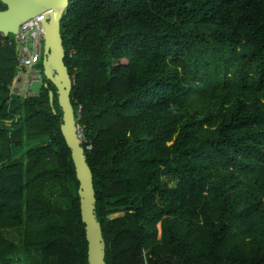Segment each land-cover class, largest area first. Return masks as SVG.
<instances>
[{
  "label": "trees",
  "instance_id": "obj_1",
  "mask_svg": "<svg viewBox=\"0 0 264 264\" xmlns=\"http://www.w3.org/2000/svg\"><path fill=\"white\" fill-rule=\"evenodd\" d=\"M61 32L107 264H264V0H71ZM8 39L0 264H89L57 88L12 93Z\"/></svg>",
  "mask_w": 264,
  "mask_h": 264
},
{
  "label": "water",
  "instance_id": "obj_2",
  "mask_svg": "<svg viewBox=\"0 0 264 264\" xmlns=\"http://www.w3.org/2000/svg\"><path fill=\"white\" fill-rule=\"evenodd\" d=\"M10 8L0 11V33L5 36L16 34L23 21L46 12L45 51L43 57L44 74L57 88L58 102L63 111L62 133L72 151V159L80 181L79 195L82 220L86 225L89 264H107L106 241L102 224L98 219L97 197L94 175L88 163L79 122L71 99L74 80L65 63L66 50L61 32V21L71 0H4ZM55 93L50 90V103L54 113Z\"/></svg>",
  "mask_w": 264,
  "mask_h": 264
},
{
  "label": "built area",
  "instance_id": "obj_3",
  "mask_svg": "<svg viewBox=\"0 0 264 264\" xmlns=\"http://www.w3.org/2000/svg\"><path fill=\"white\" fill-rule=\"evenodd\" d=\"M46 18V12L33 16L21 23L18 33L8 36V43L10 45H16L18 52L16 66L17 74L11 85L12 93L28 96L17 90V88L23 89L22 81L24 73H30L31 83L34 81H40V79L43 78L41 62L43 61L45 51ZM73 54L74 50L71 51V56ZM79 127L80 135L82 137V128L81 126Z\"/></svg>",
  "mask_w": 264,
  "mask_h": 264
},
{
  "label": "rangeland",
  "instance_id": "obj_4",
  "mask_svg": "<svg viewBox=\"0 0 264 264\" xmlns=\"http://www.w3.org/2000/svg\"><path fill=\"white\" fill-rule=\"evenodd\" d=\"M23 76H24L23 81H22L23 89L17 88V90L20 91L22 94H25V95L37 94L42 87V84H43L42 79L43 78H41L40 81H34L33 83H31V76H30L29 72L24 73ZM8 122H10V121H8ZM22 160H23V155H18L13 160V163H16V162H19ZM165 180L168 181L170 183V186H172V187L177 186V184L179 182L178 178H168L167 177V178H165ZM158 228H159V237H160L161 236V225L160 224L158 225ZM9 236L12 239H14L19 245L21 244L22 236H21L20 230H14V231L9 232Z\"/></svg>",
  "mask_w": 264,
  "mask_h": 264
},
{
  "label": "flooded vegetation",
  "instance_id": "obj_5",
  "mask_svg": "<svg viewBox=\"0 0 264 264\" xmlns=\"http://www.w3.org/2000/svg\"><path fill=\"white\" fill-rule=\"evenodd\" d=\"M10 8L9 3L5 2L4 0H0V11H6ZM1 38H5L8 36H5L4 33H0ZM5 41V39H3Z\"/></svg>",
  "mask_w": 264,
  "mask_h": 264
}]
</instances>
